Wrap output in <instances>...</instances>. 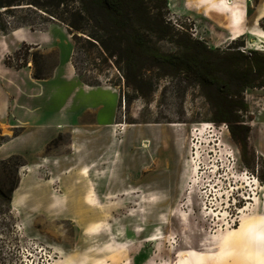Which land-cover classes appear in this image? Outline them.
I'll return each instance as SVG.
<instances>
[{
    "label": "rangeland",
    "instance_id": "374dc122",
    "mask_svg": "<svg viewBox=\"0 0 264 264\" xmlns=\"http://www.w3.org/2000/svg\"><path fill=\"white\" fill-rule=\"evenodd\" d=\"M224 1L167 0L173 38L155 46L198 41L216 66L264 55V0ZM27 7L1 15L0 157L22 166L0 205V264H264V84L223 104L184 71L128 87L99 47ZM229 109L237 136L219 120Z\"/></svg>",
    "mask_w": 264,
    "mask_h": 264
},
{
    "label": "trees",
    "instance_id": "16d2710c",
    "mask_svg": "<svg viewBox=\"0 0 264 264\" xmlns=\"http://www.w3.org/2000/svg\"><path fill=\"white\" fill-rule=\"evenodd\" d=\"M21 5L38 12L44 22L66 25L75 40L82 38L99 47L102 54L115 60L128 87L145 75L144 70H161L162 75L184 71L194 75L203 85L214 88L223 104L232 102L230 99L238 97L248 87L264 84V55L258 52H253L251 57L239 54L237 61L231 59L230 54L218 56L219 67L209 58L217 52L198 41L192 52L186 47L177 53L161 52L155 46L156 40L173 38L167 18V0H0V32L4 35L11 23L2 22V13H10L13 7ZM30 26L21 24L17 29ZM245 62H248L247 68L243 69ZM232 83L237 92L225 90L226 85ZM230 110L223 111L219 120L228 125L233 136H237L235 125L242 121ZM241 129L246 134L247 128ZM3 141L0 134V147ZM242 141H246V136ZM20 166L22 161L18 155L9 159L0 157V205L12 202L19 185Z\"/></svg>",
    "mask_w": 264,
    "mask_h": 264
},
{
    "label": "crops",
    "instance_id": "0c3cea01",
    "mask_svg": "<svg viewBox=\"0 0 264 264\" xmlns=\"http://www.w3.org/2000/svg\"><path fill=\"white\" fill-rule=\"evenodd\" d=\"M218 2H221L222 0H217ZM224 3V2H223ZM215 11H217V12H219L224 18H226V17H228V19L230 20V22H231V24H232V28H236V32L234 33V37L236 38V37H240V36H242V35H244L245 34V32L243 31V29H242V22H241V24H238V22H236L235 20L238 18V16H234L232 13H231V11H230V9H232L231 7L230 8H228V6L226 7V6H220L219 8H213ZM264 18V13H260L259 14V16H258V21H260V20H262ZM236 25V26H235ZM239 26H241V29H240V27ZM238 27V28H237ZM17 30H19V29H17ZM17 30H14V32H13V34L17 31ZM25 32V29H23V33ZM24 41H28V39L27 38H25L24 39ZM97 117L99 118V120H100V117H101V115L100 114H97ZM91 226H93V227H95V226H97V225H91ZM97 228H93V229H91L90 230V232H92V233H94V231L96 230Z\"/></svg>",
    "mask_w": 264,
    "mask_h": 264
},
{
    "label": "bare ground",
    "instance_id": "6f19581e",
    "mask_svg": "<svg viewBox=\"0 0 264 264\" xmlns=\"http://www.w3.org/2000/svg\"><path fill=\"white\" fill-rule=\"evenodd\" d=\"M224 2H225V4H231V3H232L231 0H225ZM252 190L255 191V189H252ZM253 194H255V192H254ZM253 194H252V193H249L250 197H247L246 199H247V200H251ZM255 196H256V195H255ZM94 228H97V229H98V226H95ZM249 232H250V231H249ZM158 238H161V237H158ZM239 238H241V236L238 235V236H237V239H239Z\"/></svg>",
    "mask_w": 264,
    "mask_h": 264
},
{
    "label": "built area",
    "instance_id": "2783aa9c",
    "mask_svg": "<svg viewBox=\"0 0 264 264\" xmlns=\"http://www.w3.org/2000/svg\"><path fill=\"white\" fill-rule=\"evenodd\" d=\"M242 52L245 54H250V52H248L247 50H242Z\"/></svg>",
    "mask_w": 264,
    "mask_h": 264
}]
</instances>
